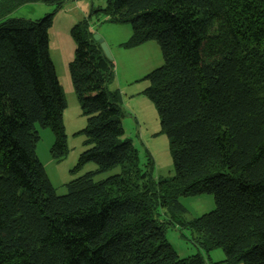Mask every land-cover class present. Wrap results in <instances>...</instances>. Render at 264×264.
I'll use <instances>...</instances> for the list:
<instances>
[{
  "label": "trees",
  "instance_id": "trees-1",
  "mask_svg": "<svg viewBox=\"0 0 264 264\" xmlns=\"http://www.w3.org/2000/svg\"><path fill=\"white\" fill-rule=\"evenodd\" d=\"M68 0L0 2V264H208L180 258L169 229L189 230L210 264H264V0H107L102 13L131 25L125 48L155 41L163 65L147 97L167 136L175 175L155 180L124 139V113L107 85L114 65L88 20L72 30L71 79L88 147L75 171L97 166L59 196L36 149L37 126L67 155L66 100L49 51L52 16ZM31 3L44 19H7ZM120 168L105 180L98 175ZM212 195L216 209L185 218L181 197ZM164 211L166 219L161 220Z\"/></svg>",
  "mask_w": 264,
  "mask_h": 264
},
{
  "label": "rangeland",
  "instance_id": "rangeland-1",
  "mask_svg": "<svg viewBox=\"0 0 264 264\" xmlns=\"http://www.w3.org/2000/svg\"><path fill=\"white\" fill-rule=\"evenodd\" d=\"M106 6L107 0H68L62 9L54 13V6L31 3L7 16V19L38 21L54 13L49 29V51L66 100L63 122L68 151L63 159L54 160L51 153L55 143L54 133L50 128L37 126L40 140L36 153L59 196L67 195L68 183L97 169L96 164L89 163L75 171L81 154L88 149L84 144L86 138L83 133L87 126V117L83 115L70 73V65L74 61L76 51L72 30L84 20H88L93 35L103 39L109 48L114 76L107 88L115 95L122 108L124 139L130 140L137 149L141 168L146 169L151 160L156 181L175 175L169 140L161 130L155 105L145 93L150 85L146 76L163 65L160 46L157 42L150 41L137 48H125L124 44L132 35V26L112 24L102 13L94 14L95 10L104 9ZM119 172L120 168H116L98 175L95 180L102 181ZM180 202L187 210L185 218L188 220L202 217L216 209L214 197L208 194L181 197ZM160 215L161 220L166 219L164 211H161ZM166 236L182 259L198 253L205 257L208 264L225 259L221 249H215L207 255L195 244L194 236L189 230L176 227L169 229Z\"/></svg>",
  "mask_w": 264,
  "mask_h": 264
},
{
  "label": "water",
  "instance_id": "water-1",
  "mask_svg": "<svg viewBox=\"0 0 264 264\" xmlns=\"http://www.w3.org/2000/svg\"><path fill=\"white\" fill-rule=\"evenodd\" d=\"M94 40H96L97 42H99L102 51L104 52V54L106 55V57L111 61L112 57L111 54L109 52V48L107 46V44L104 42L103 39H101L99 36H94Z\"/></svg>",
  "mask_w": 264,
  "mask_h": 264
}]
</instances>
